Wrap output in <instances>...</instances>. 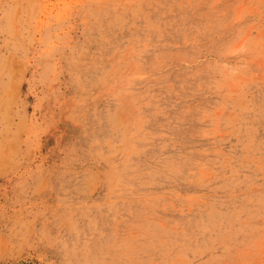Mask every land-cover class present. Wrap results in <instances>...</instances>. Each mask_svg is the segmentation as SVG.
Listing matches in <instances>:
<instances>
[{
  "label": "rangeland",
  "instance_id": "rangeland-1",
  "mask_svg": "<svg viewBox=\"0 0 264 264\" xmlns=\"http://www.w3.org/2000/svg\"><path fill=\"white\" fill-rule=\"evenodd\" d=\"M0 264H264V0H0Z\"/></svg>",
  "mask_w": 264,
  "mask_h": 264
}]
</instances>
